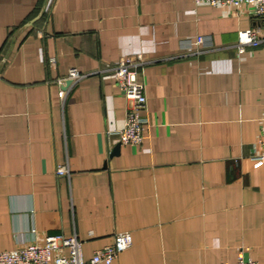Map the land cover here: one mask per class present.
<instances>
[{"label":"crops","instance_id":"0c3cea01","mask_svg":"<svg viewBox=\"0 0 264 264\" xmlns=\"http://www.w3.org/2000/svg\"><path fill=\"white\" fill-rule=\"evenodd\" d=\"M252 28L264 38V17L194 0H0V251L76 236L89 260L129 231L110 264H264V39L239 49ZM128 56L144 60L138 146L115 133L132 102L111 67ZM71 67L89 75L62 100Z\"/></svg>","mask_w":264,"mask_h":264},{"label":"built area","instance_id":"2783aa9c","mask_svg":"<svg viewBox=\"0 0 264 264\" xmlns=\"http://www.w3.org/2000/svg\"><path fill=\"white\" fill-rule=\"evenodd\" d=\"M195 3L206 2L213 6H233L236 8H247L256 17H264V0H194ZM244 39L239 42V49L243 50L245 45L257 46L264 38L258 34L257 28H252L243 33ZM203 37L199 36L195 43H201ZM49 62L53 65L56 58L51 57ZM144 60L141 56L121 58L111 67V74L114 80L126 96L131 100V105L126 111L125 124L117 130V142L120 144L140 145L144 138V128L148 123L144 109L147 102L145 84L139 80L138 68ZM89 75L76 67H71L65 76L57 78L60 86L58 93L62 100H65L68 91L81 78ZM69 82V83H68ZM264 146V133L260 138ZM57 174H70L69 169L64 166L57 168ZM133 237L129 231H119L114 234L113 243L105 245L93 253L87 260L83 256L82 241L76 236L48 235L43 244H28L11 250L0 251V264H110L119 253L131 246ZM65 249L69 254H65ZM221 264H258L253 259L245 258L240 253L235 262H223Z\"/></svg>","mask_w":264,"mask_h":264},{"label":"water","instance_id":"95a60500","mask_svg":"<svg viewBox=\"0 0 264 264\" xmlns=\"http://www.w3.org/2000/svg\"><path fill=\"white\" fill-rule=\"evenodd\" d=\"M69 83V82H68Z\"/></svg>","mask_w":264,"mask_h":264}]
</instances>
